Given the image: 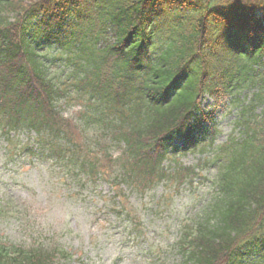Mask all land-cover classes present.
Instances as JSON below:
<instances>
[{
  "label": "trees",
  "instance_id": "16d2710c",
  "mask_svg": "<svg viewBox=\"0 0 264 264\" xmlns=\"http://www.w3.org/2000/svg\"><path fill=\"white\" fill-rule=\"evenodd\" d=\"M260 67L264 0H0V126L33 130L39 146L59 132L52 105L85 86L96 116L107 98L118 103L121 138L136 152L139 134L151 146L173 127L210 121L199 100L230 98L261 76L259 86ZM243 123L222 145L216 196L183 235L178 264H264V112ZM143 161L122 167L151 176ZM53 260L0 243V264Z\"/></svg>",
  "mask_w": 264,
  "mask_h": 264
},
{
  "label": "rangeland",
  "instance_id": "374dc122",
  "mask_svg": "<svg viewBox=\"0 0 264 264\" xmlns=\"http://www.w3.org/2000/svg\"><path fill=\"white\" fill-rule=\"evenodd\" d=\"M209 103L213 104L205 99L203 106ZM78 109V105L72 103L60 106L59 110L71 121ZM206 111H214L213 119H217L221 127L219 142L230 134L238 135L232 131L236 128V111L229 113L222 109L221 113L212 107ZM64 125L66 134L82 145L81 136L68 122ZM25 138V133L19 134L16 143L23 144ZM93 142L99 149L97 153L90 150ZM85 143L88 157L110 172L111 167L115 168L113 158L125 152L122 145L110 143L102 135ZM6 145L0 137V211L3 210L0 239L20 245L41 243L51 250L64 249L72 255L69 264H77L78 257L84 264H153L156 262V249H153L167 248L168 239L175 236L174 224L192 205L190 192L206 191L208 176L212 175L210 170L198 166V161L209 151L199 147L197 151L194 149L164 160L162 167L167 174L177 169L176 181L158 182L143 194L124 187L122 204L137 223V232L133 233L134 230L126 228L124 221L112 212L113 193L104 181L96 184L86 181L74 169L80 175L77 177L62 162L37 160L30 163L17 156L10 160L14 145ZM190 168L202 179L192 183L191 177L178 183L179 179L190 177L187 174Z\"/></svg>",
  "mask_w": 264,
  "mask_h": 264
}]
</instances>
